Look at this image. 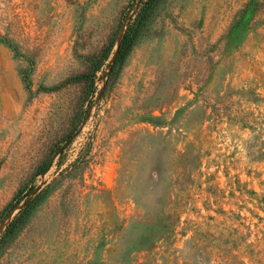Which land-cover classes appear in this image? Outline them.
Returning <instances> with one entry per match:
<instances>
[{
  "label": "rangeland",
  "instance_id": "374dc122",
  "mask_svg": "<svg viewBox=\"0 0 264 264\" xmlns=\"http://www.w3.org/2000/svg\"><path fill=\"white\" fill-rule=\"evenodd\" d=\"M139 3L0 0V264H264V0Z\"/></svg>",
  "mask_w": 264,
  "mask_h": 264
},
{
  "label": "trees",
  "instance_id": "16d2710c",
  "mask_svg": "<svg viewBox=\"0 0 264 264\" xmlns=\"http://www.w3.org/2000/svg\"><path fill=\"white\" fill-rule=\"evenodd\" d=\"M133 2H135V0H133ZM158 2L159 0H140V3L138 4L139 9L137 12V16L127 25L119 41L114 63L121 57L123 59L130 52L140 31L143 29L150 16L155 12L158 6ZM132 7L133 3L130 2L128 8L131 9ZM21 191L22 189H19L18 193ZM30 191L31 188L27 190V193H29ZM14 202H11L4 209V214H8L9 212H11L14 207L19 203V200H15ZM29 205L30 199H28L15 213L14 218L7 224L6 228L4 229L3 236H8L13 232L15 223L24 218V214L27 213V206Z\"/></svg>",
  "mask_w": 264,
  "mask_h": 264
}]
</instances>
